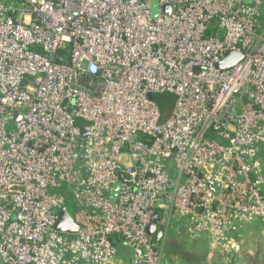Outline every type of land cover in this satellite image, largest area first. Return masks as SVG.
<instances>
[{
  "label": "built area",
  "instance_id": "1",
  "mask_svg": "<svg viewBox=\"0 0 264 264\" xmlns=\"http://www.w3.org/2000/svg\"><path fill=\"white\" fill-rule=\"evenodd\" d=\"M151 1L0 0V264H115L118 243L166 264L174 220L222 244L264 225L263 0ZM150 94L176 98L164 122Z\"/></svg>",
  "mask_w": 264,
  "mask_h": 264
},
{
  "label": "crops",
  "instance_id": "2",
  "mask_svg": "<svg viewBox=\"0 0 264 264\" xmlns=\"http://www.w3.org/2000/svg\"><path fill=\"white\" fill-rule=\"evenodd\" d=\"M260 155L264 158V146ZM121 245L116 249L117 260L121 258L122 262L118 260L115 264H137L131 248ZM161 245L166 264H264V225L260 222L237 225L222 244L214 236L191 233L187 222L177 219Z\"/></svg>",
  "mask_w": 264,
  "mask_h": 264
},
{
  "label": "water",
  "instance_id": "3",
  "mask_svg": "<svg viewBox=\"0 0 264 264\" xmlns=\"http://www.w3.org/2000/svg\"><path fill=\"white\" fill-rule=\"evenodd\" d=\"M250 1V0H247ZM151 10H152V16L155 19L160 12H163L166 15H170L172 12V6L169 4H165L163 6H160L158 0H152L151 1ZM243 54L238 53V52H228L227 55L225 56V58L223 59V61L218 64L217 68L219 70H228L233 68L235 65H237L239 62H241L243 60ZM154 95V94H150L148 96V98L150 99V96ZM163 95H169V94H163ZM174 98V101H172V104H170L168 102L169 106H163L160 105V103L154 102L158 105L160 111H161V121L164 122L165 120H167L171 114L172 111L175 107V103H176V98L171 95ZM20 119L19 116L16 117V120L18 121ZM89 135V129L88 128H83L82 130V136L83 138H87ZM119 191L120 188L119 186H117L113 192L112 195V202H115L118 198L119 195ZM72 208L67 206L66 208H64L61 213H60V218L57 224V229L59 231L62 232H66V233H76L78 231V227L75 225L74 220H73V213H72ZM159 221H160V214L156 213L154 214L153 218H152V225L149 226L147 232L150 236H153L155 241L160 242L162 235H163V230H164V226L163 225H159ZM140 255V252H137V256Z\"/></svg>",
  "mask_w": 264,
  "mask_h": 264
},
{
  "label": "rangeland",
  "instance_id": "4",
  "mask_svg": "<svg viewBox=\"0 0 264 264\" xmlns=\"http://www.w3.org/2000/svg\"><path fill=\"white\" fill-rule=\"evenodd\" d=\"M263 12H264V0H263ZM150 99L153 100L154 102H157V103H160V105H163V106H169L170 105L168 104V102L170 104H172V101H174V98L171 96V95H162V94H154V95H151L150 96ZM86 124V122H84L82 119H78L77 120V125L78 126H84ZM68 206L72 208V201L70 200L69 203H68ZM72 211H73V208H72ZM73 213V212H72ZM121 243H118L117 244V248H121ZM131 256V255H130ZM120 262H122V259H118ZM117 260V261H118ZM125 260V259H124ZM127 261V260H126ZM124 262V261H123ZM128 263H129V260H128Z\"/></svg>",
  "mask_w": 264,
  "mask_h": 264
}]
</instances>
